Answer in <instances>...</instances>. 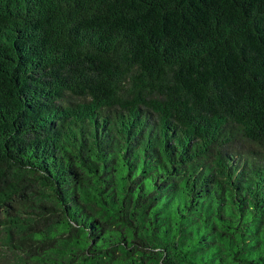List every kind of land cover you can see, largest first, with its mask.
Segmentation results:
<instances>
[{"label": "trees", "instance_id": "16d2710c", "mask_svg": "<svg viewBox=\"0 0 264 264\" xmlns=\"http://www.w3.org/2000/svg\"><path fill=\"white\" fill-rule=\"evenodd\" d=\"M9 264H264V0H0Z\"/></svg>", "mask_w": 264, "mask_h": 264}, {"label": "rangeland", "instance_id": "374dc122", "mask_svg": "<svg viewBox=\"0 0 264 264\" xmlns=\"http://www.w3.org/2000/svg\"><path fill=\"white\" fill-rule=\"evenodd\" d=\"M2 245H0L1 248ZM10 256L4 257L3 254L0 253V264H9L10 263Z\"/></svg>", "mask_w": 264, "mask_h": 264}]
</instances>
